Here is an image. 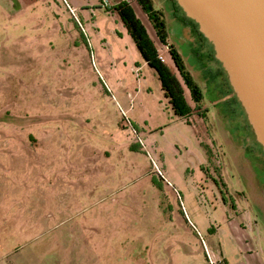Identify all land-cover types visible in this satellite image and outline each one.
Instances as JSON below:
<instances>
[{"label": "rangeland", "instance_id": "1", "mask_svg": "<svg viewBox=\"0 0 264 264\" xmlns=\"http://www.w3.org/2000/svg\"><path fill=\"white\" fill-rule=\"evenodd\" d=\"M121 1L0 0V264H264V155L227 75L168 1L148 0L163 43L123 0L191 107L174 114Z\"/></svg>", "mask_w": 264, "mask_h": 264}, {"label": "water", "instance_id": "2", "mask_svg": "<svg viewBox=\"0 0 264 264\" xmlns=\"http://www.w3.org/2000/svg\"><path fill=\"white\" fill-rule=\"evenodd\" d=\"M211 43L264 151V0H175Z\"/></svg>", "mask_w": 264, "mask_h": 264}, {"label": "trees", "instance_id": "3", "mask_svg": "<svg viewBox=\"0 0 264 264\" xmlns=\"http://www.w3.org/2000/svg\"><path fill=\"white\" fill-rule=\"evenodd\" d=\"M140 1L143 5V8L147 10V14L149 18H152L151 19L152 25L155 28L156 34L158 35V37L163 43H166L164 34L162 33L163 28H164V22L160 18V15L157 14L156 10L150 9V4L148 0H140ZM171 2L174 5L177 12L179 13V16L182 17L184 20H186L187 23H189L190 29L193 31V33L197 34V36L200 39L210 44L211 56L216 60V62L219 64V68L226 75V72L222 68L219 60L213 54L211 43L197 29L196 22L192 18L184 14V12L180 8V6L176 3L175 0H171ZM116 8L118 9L121 20L125 24L127 32L132 37L137 50L143 57L144 61L156 73V76L160 82V87L163 90L164 95L168 98V102L170 103L173 113L179 116L187 115L191 111V107L185 102V99L182 95V87L177 77L170 71L168 66H166V64L156 56V51L154 47L152 46L150 39L147 37L142 27V24L139 22L138 18L134 15L133 10L127 4V2L123 0L120 3L116 4ZM155 19L158 21H156ZM167 48H168V52H169V55L172 59L174 66L178 70L185 86L189 90L191 99L193 101H197L201 97V92H200L198 85L191 79L190 74L185 69L183 60L179 52L176 50V48L171 43H168ZM226 81L230 87V90L233 92L231 85L228 82V79H226ZM233 95H234V99L237 101L238 105L240 106L239 100L234 94V92H233ZM259 147H260V144H259ZM261 151L264 154V151L263 150Z\"/></svg>", "mask_w": 264, "mask_h": 264}, {"label": "flooded vegetation", "instance_id": "4", "mask_svg": "<svg viewBox=\"0 0 264 264\" xmlns=\"http://www.w3.org/2000/svg\"><path fill=\"white\" fill-rule=\"evenodd\" d=\"M165 2L166 1H168V2H166V4H168V6H169V8H170V11L171 12H173L179 19H180V22H182L183 24H185V25H187L188 26V28H190V25H189V23H187L186 22V20H184L182 17H180L179 16V14H178V12H177V10L175 9V7H174V5L172 4V2H171V0H164ZM201 41V40H200ZM229 96V95H228ZM228 99V98H227ZM229 101H231L230 99H229ZM247 124H248V127H250V124H249V122H248V120H247ZM247 130L249 131L250 130V128L248 129L247 128ZM248 131L246 132L247 134H249L248 133ZM245 134V133H244ZM251 134H252V132H251ZM253 135V137H254V140L256 141V139H255V136H254V133L252 134ZM251 135V136H252ZM249 136H250V134H249ZM261 147V146H260ZM262 150V148L261 149H258L257 151H256V153L259 151V152H262L261 151ZM255 154V153H254ZM263 154V153H262ZM264 155V154H263ZM256 158H258L257 156H256ZM258 163H259V166H260V163L262 164V166H263V168H264V158L260 155V158H258ZM258 185H260V188L262 189V188H264L260 183H258ZM263 193H264V191H263Z\"/></svg>", "mask_w": 264, "mask_h": 264}, {"label": "built area", "instance_id": "5", "mask_svg": "<svg viewBox=\"0 0 264 264\" xmlns=\"http://www.w3.org/2000/svg\"><path fill=\"white\" fill-rule=\"evenodd\" d=\"M107 3V0H102V4H106ZM156 56L161 60V61H165V57L164 55L161 53V52H157L156 53Z\"/></svg>", "mask_w": 264, "mask_h": 264}, {"label": "crops", "instance_id": "6", "mask_svg": "<svg viewBox=\"0 0 264 264\" xmlns=\"http://www.w3.org/2000/svg\"><path fill=\"white\" fill-rule=\"evenodd\" d=\"M168 43H169V42H168ZM174 114H175V113H174ZM188 114H189V113H188ZM188 114H187V115H188ZM187 115H185V116H187Z\"/></svg>", "mask_w": 264, "mask_h": 264}]
</instances>
